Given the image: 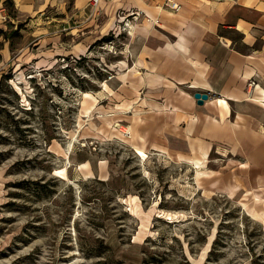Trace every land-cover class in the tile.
<instances>
[{"label": "rangeland", "instance_id": "obj_1", "mask_svg": "<svg viewBox=\"0 0 264 264\" xmlns=\"http://www.w3.org/2000/svg\"><path fill=\"white\" fill-rule=\"evenodd\" d=\"M66 1L6 24L0 264H264V222L237 183L132 147L110 89L126 29L97 42L114 32L112 5L87 18ZM22 47L41 65H22Z\"/></svg>", "mask_w": 264, "mask_h": 264}, {"label": "crops", "instance_id": "obj_2", "mask_svg": "<svg viewBox=\"0 0 264 264\" xmlns=\"http://www.w3.org/2000/svg\"><path fill=\"white\" fill-rule=\"evenodd\" d=\"M3 1V59L8 21L19 23L44 8L67 3L13 0L12 17ZM178 1L177 12L157 8L156 0L100 2L99 9L112 5V44L122 34L123 21L132 20L126 25V62L116 59L118 71L110 82L115 114L126 121L135 150L206 167L212 173L207 180H232L241 189L238 196L244 195L246 209L264 222V0ZM69 2L80 17L98 14H92L87 0ZM132 10H143L160 24L143 16L128 17ZM9 31L20 33L12 24ZM17 53L24 55L22 65L28 59L41 65V58L25 47ZM124 66L120 75L119 67ZM196 92L207 94L201 104Z\"/></svg>", "mask_w": 264, "mask_h": 264}, {"label": "built area", "instance_id": "obj_3", "mask_svg": "<svg viewBox=\"0 0 264 264\" xmlns=\"http://www.w3.org/2000/svg\"><path fill=\"white\" fill-rule=\"evenodd\" d=\"M105 1H113V0H87V5L92 8V14H96L99 10V4L100 2ZM155 6L157 8L163 9V10H168L170 12H177L181 8V3L178 0H156ZM131 16L132 18H138L140 16L145 17L146 19L152 20L154 24L159 25L160 21L158 18L152 19L148 16L147 13H145L143 10H132L128 13V17ZM132 20L130 19H125L123 21L122 29H126V25L130 23ZM73 60H75L74 57L71 56ZM64 60V58H63Z\"/></svg>", "mask_w": 264, "mask_h": 264}, {"label": "trees", "instance_id": "obj_4", "mask_svg": "<svg viewBox=\"0 0 264 264\" xmlns=\"http://www.w3.org/2000/svg\"><path fill=\"white\" fill-rule=\"evenodd\" d=\"M3 5H4V7H5V9H6L7 13H8V15H10L12 17L15 16L16 10L14 8V2H13V0H4L3 1ZM113 39H114V37L111 34V36H109L107 38L102 37L97 42H99V41H105V43H107V44H112ZM64 61L68 62L69 61V58H64Z\"/></svg>", "mask_w": 264, "mask_h": 264}, {"label": "water", "instance_id": "obj_5", "mask_svg": "<svg viewBox=\"0 0 264 264\" xmlns=\"http://www.w3.org/2000/svg\"><path fill=\"white\" fill-rule=\"evenodd\" d=\"M194 96H195V98H197L198 99V103H202V100L203 99H206L207 98V94L206 93H201V92H196L195 94H194Z\"/></svg>", "mask_w": 264, "mask_h": 264}, {"label": "bare ground", "instance_id": "obj_6", "mask_svg": "<svg viewBox=\"0 0 264 264\" xmlns=\"http://www.w3.org/2000/svg\"><path fill=\"white\" fill-rule=\"evenodd\" d=\"M127 130V129H126ZM136 151L138 152V154L141 156V157H145L146 156V153L144 151H142L141 149H136Z\"/></svg>", "mask_w": 264, "mask_h": 264}]
</instances>
